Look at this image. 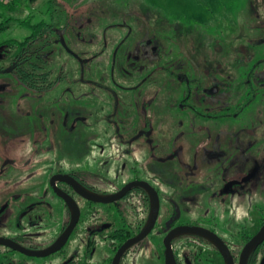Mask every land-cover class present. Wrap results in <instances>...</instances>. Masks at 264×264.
<instances>
[{"label":"rangeland","instance_id":"obj_1","mask_svg":"<svg viewBox=\"0 0 264 264\" xmlns=\"http://www.w3.org/2000/svg\"><path fill=\"white\" fill-rule=\"evenodd\" d=\"M52 1L65 32L61 41L65 51L60 44L52 48L53 79L62 71L67 74L52 89L38 93L23 86L11 71H0V190L25 191L61 171L113 191L137 174L159 189L162 183L175 189L178 200L197 214L212 207L217 192L213 180L193 174L188 165L196 162L192 151L198 152V146L185 150L190 127L189 137H195L194 127L208 133L207 122L193 119L188 110H177L174 94L181 97L182 86L190 79H176L179 88L168 81L175 83L173 75L190 65L203 72L206 62L213 63L216 50L221 54L224 50L220 60L232 63L235 50L253 52L259 47L258 41L264 40V0H39L30 5L21 0L17 11L0 12V22L48 21ZM30 34L29 27L14 23L0 34V43L23 41ZM158 49L163 55L171 53L165 67L172 72L164 71L163 86L155 74L146 73V81L122 78L120 73L129 77L141 73L148 62L143 53ZM125 51L129 61L121 69L120 52ZM4 58L0 56V67L5 66ZM136 83L138 88H133ZM213 135L215 139V131ZM183 147L189 157L169 159ZM245 191L254 193L251 201L263 202L264 175L247 183ZM164 206L167 212L169 206ZM148 242L152 248L160 244L155 235ZM152 263L150 257L138 260Z\"/></svg>","mask_w":264,"mask_h":264},{"label":"flooded vegetation","instance_id":"obj_2","mask_svg":"<svg viewBox=\"0 0 264 264\" xmlns=\"http://www.w3.org/2000/svg\"><path fill=\"white\" fill-rule=\"evenodd\" d=\"M56 31L58 36L49 35L42 51L49 70H53L50 57L54 53V45L60 44L64 50L61 44L65 38L63 24ZM258 43L259 47L253 49V52L244 47L235 50L232 63L220 60L224 50L222 54L216 50L212 55L213 63L206 62L207 68L203 72L195 71L190 65L182 69L184 73L173 75L175 83L168 81L173 87L179 88L176 79L181 76L190 79L187 84L190 88L185 82L181 97L174 94L175 104L179 107L177 110H188L193 119L207 122L208 133L194 127L198 134L192 138L189 137L190 127L185 150L190 152L198 146V152L192 151L193 156L197 157L196 162L188 165L194 171L193 174L207 175L213 180L217 192L212 207H205L206 210L197 214L191 205L178 200L175 189L163 183L159 189L137 174L125 184L108 191L97 187L102 184L97 183L96 186L94 180H88L77 173L65 174L59 171L44 184L36 186L35 182L25 191L4 187L0 190V239L8 240L27 251L42 252L53 246L68 230L73 215L52 185L55 177L70 176L100 197L117 195L128 185L142 182L149 184L158 194V218L152 232L131 247L120 264H138L142 257H150L154 262L152 264H166V237L171 231L180 228H200L213 233L227 247L232 264H242L245 247L264 228V201H251L254 193L250 191L248 194L245 191L247 183L258 175H264V140H260L264 138V40ZM122 47H119L118 52ZM145 52L143 59L148 62L144 63L141 73H133L132 77L122 73L120 75L131 82L137 77L146 81L150 74L159 75L156 80H161L163 86V81H167L163 77L164 71H169L168 74L172 72L169 67H165L171 53L163 55L159 49ZM120 53L122 60L119 66L123 69L129 56L126 51ZM123 54L126 55L125 59ZM115 64L117 67V61ZM153 64H156V68H152ZM150 68L153 70L149 71ZM62 72L57 82L62 80L63 74H67L66 71ZM132 85L138 88L137 83ZM120 86L126 87L122 84ZM115 97L119 104L118 95ZM156 98L159 99V96L156 95ZM203 106L206 108L203 109ZM214 131L217 136L215 139ZM148 141L153 144V140ZM203 147L205 151H200ZM159 148H163L162 142ZM183 149L174 152L169 159L189 157L190 153L185 154ZM158 160L165 161L162 157ZM251 176L253 178L247 180ZM16 182V185L20 184V180ZM220 182L223 184L220 185ZM56 187L69 195L80 210L78 223L67 244L60 252L46 258L28 256L0 245V264H114L121 247L144 230L151 216L150 193L141 187L133 188L121 200L112 203L89 201L62 181L57 180ZM10 192L12 195L9 196ZM164 204L169 206L167 212ZM151 235L158 238V247H150L148 239ZM171 247L177 264H228L213 242L198 235H180L173 239ZM246 264H264V242L252 251Z\"/></svg>","mask_w":264,"mask_h":264},{"label":"water","instance_id":"obj_3","mask_svg":"<svg viewBox=\"0 0 264 264\" xmlns=\"http://www.w3.org/2000/svg\"><path fill=\"white\" fill-rule=\"evenodd\" d=\"M251 178H253V176L249 177L247 180H250ZM57 180L69 184L70 186H72L75 189V191L78 194H80L81 196H83L84 198H86L89 201L97 202V203H112V202L121 200L123 197H125V195L129 191H131L133 188H136V187L144 188L150 193L151 200H152V212H151V216H150V219H149L146 227L137 237L128 241L127 243H125L121 247V249L119 250V252L117 253V255L115 257L114 264H120V261H121L122 257L124 256V254L131 247H133L134 245L143 241L152 232V230L155 227V224H156V221L158 218V214H159L160 202H159L158 194L149 184L142 183V182L141 183H132V184L128 185L124 190H122L117 195L110 196V197H100V196L93 194L90 191H88L79 182H77L74 178H72L70 176H59V177L53 178L52 185L55 187V190L58 193V195L66 202L70 211L72 212L73 219H72V223H71L70 227L68 228V230L58 239V241L53 246H51L50 248H48L47 250L42 251V252L27 251V250L19 247L18 245L14 244L8 240H5V239H0V245H5L8 247H11L12 249L18 250V251H20V252H22L28 256L38 257V258L49 257L51 255H54V254L60 252L63 249V247L67 244L68 239H69L71 233L73 232L75 226L78 223L79 216H80V210H79L77 203L69 195L63 193L62 191H60L56 187V181ZM185 234L198 235V236H201V237L208 239L209 241L213 242L220 249L222 254L225 256L228 264H232V259L230 257L229 252H228V249L224 245V243L213 233H211L207 230H204V229H200V228H180V229H175L169 233V235L166 237V240H165L166 249H167L166 250V264H177L175 257H174L172 247H171V242L176 237H178L180 235H185ZM263 242H264V228L245 247V250H244L243 255H242V264L247 263V260L250 256V254L252 253V251H254V249H256Z\"/></svg>","mask_w":264,"mask_h":264},{"label":"trees","instance_id":"obj_4","mask_svg":"<svg viewBox=\"0 0 264 264\" xmlns=\"http://www.w3.org/2000/svg\"><path fill=\"white\" fill-rule=\"evenodd\" d=\"M26 1L30 5L39 0ZM52 2L48 21L42 20L34 24L30 20L31 18L24 21L4 18L0 22V34L8 30L14 23L30 28L31 34L25 40H9L0 43V56L5 55L3 59L5 66L0 67V71H11L23 86L38 93L50 89L57 82V80L52 79L54 71L47 69V59L42 53L44 43L48 41L49 35L58 36L56 29L63 23L62 20H57V6L56 3ZM20 4L21 0H15L11 5L0 6V12H15Z\"/></svg>","mask_w":264,"mask_h":264},{"label":"built area","instance_id":"obj_5","mask_svg":"<svg viewBox=\"0 0 264 264\" xmlns=\"http://www.w3.org/2000/svg\"><path fill=\"white\" fill-rule=\"evenodd\" d=\"M15 0H0V6H8L13 4Z\"/></svg>","mask_w":264,"mask_h":264}]
</instances>
